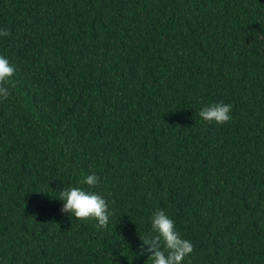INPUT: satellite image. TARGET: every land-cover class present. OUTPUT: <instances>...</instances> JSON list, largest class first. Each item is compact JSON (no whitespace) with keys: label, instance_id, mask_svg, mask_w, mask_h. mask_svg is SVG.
<instances>
[{"label":"trees","instance_id":"obj_1","mask_svg":"<svg viewBox=\"0 0 264 264\" xmlns=\"http://www.w3.org/2000/svg\"><path fill=\"white\" fill-rule=\"evenodd\" d=\"M0 28V264H149L158 210L182 264H264V0H0ZM92 173L105 229L56 199Z\"/></svg>","mask_w":264,"mask_h":264},{"label":"clouds","instance_id":"obj_2","mask_svg":"<svg viewBox=\"0 0 264 264\" xmlns=\"http://www.w3.org/2000/svg\"><path fill=\"white\" fill-rule=\"evenodd\" d=\"M9 32L0 28V37H7ZM15 75V68L9 60L0 55V102L11 95L6 84H10ZM232 105L223 101L209 104L201 108L199 117L202 121L221 125L231 120ZM100 178L95 174L87 175L82 187L61 188L57 200L62 202V214H67L81 221L94 219L96 227H108L112 213L106 199L88 188L99 183ZM193 252L191 241L181 238L180 232L174 227V222L163 210L155 211L150 217V231L141 240L138 256H147L149 264H182L184 258Z\"/></svg>","mask_w":264,"mask_h":264}]
</instances>
